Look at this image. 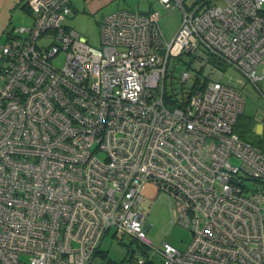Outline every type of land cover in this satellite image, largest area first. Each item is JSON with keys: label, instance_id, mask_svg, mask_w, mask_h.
Here are the masks:
<instances>
[{"label": "built area", "instance_id": "built-area-1", "mask_svg": "<svg viewBox=\"0 0 264 264\" xmlns=\"http://www.w3.org/2000/svg\"><path fill=\"white\" fill-rule=\"evenodd\" d=\"M187 1L154 0L181 11L169 41L158 10L107 14L100 49L64 25L69 0L27 1L0 45V264H91L110 230L151 247L147 184L192 235L162 264H264V191L244 184L264 182V116L258 144L233 132L245 101L217 66L264 79V0ZM198 53L208 74L167 103L170 61Z\"/></svg>", "mask_w": 264, "mask_h": 264}, {"label": "rangeland", "instance_id": "rangeland-1", "mask_svg": "<svg viewBox=\"0 0 264 264\" xmlns=\"http://www.w3.org/2000/svg\"><path fill=\"white\" fill-rule=\"evenodd\" d=\"M26 1L28 0H0V45L4 43L6 34L12 28L30 24V12L21 8L26 4ZM69 1L73 2L76 11L66 17L64 25L86 38L89 45L96 49L101 48L98 24L104 16L120 9L139 11L145 14L152 9L158 10L161 13L160 27L168 41L174 36L182 21V14L178 8L169 11L163 10L154 0H115L100 7L97 11H91L86 7L83 10L81 8L83 0ZM192 1L188 0L186 4L191 5ZM198 56L200 64L196 61ZM62 57V55L59 56L58 65L61 64ZM208 67L205 56L200 53L183 54L178 59H172L168 65L165 94L171 95L174 92L177 94L176 96H179L180 88L188 92L196 76H202L201 72L204 69V75L208 74ZM183 71H188L191 74V79L180 85L178 78ZM223 82L236 88L243 95L245 101L243 113L254 118L256 122L254 133H257L262 116H264V95L260 93L261 91L264 94V79L257 82L256 86L260 89L258 91L256 86L244 80L239 73L227 68L223 73ZM232 163L237 164L234 160ZM244 184L249 189L256 185L251 180H245ZM141 196L144 198L145 223L150 225L146 236L151 242V247L146 248L140 243L132 241L130 237L117 238L110 230L103 238L99 252L91 264H136V260L139 258L148 259L153 264H162L160 253L154 248L161 250L163 244L167 243L182 251L188 246L192 237L191 232L183 226L171 224L173 208L169 199L152 184H147L142 189Z\"/></svg>", "mask_w": 264, "mask_h": 264}, {"label": "trees", "instance_id": "trees-1", "mask_svg": "<svg viewBox=\"0 0 264 264\" xmlns=\"http://www.w3.org/2000/svg\"><path fill=\"white\" fill-rule=\"evenodd\" d=\"M23 7L29 11V9L27 7V3ZM210 61L213 64L214 63L216 64L214 58H211ZM217 66L223 71L226 69V65L221 63V62H218ZM0 67H1V62H0ZM197 79H198V77L196 76V78L194 79V83H197ZM175 97H176V94L174 92H172L171 95H166V102L169 104H172ZM255 124H256V122H255L253 117L245 115L243 113L242 115H240L237 118L236 123L233 127V132L236 133L242 141L249 143V144L256 145L259 143V139L254 135ZM255 184L258 187V189L264 191V182L255 181ZM98 252H99V250H97L96 254H98ZM96 254H95V256H96ZM95 256H94V258H95Z\"/></svg>", "mask_w": 264, "mask_h": 264}, {"label": "crops", "instance_id": "crops-1", "mask_svg": "<svg viewBox=\"0 0 264 264\" xmlns=\"http://www.w3.org/2000/svg\"><path fill=\"white\" fill-rule=\"evenodd\" d=\"M113 1H115V0H83L84 5L81 3L82 4L81 8L84 10V7H86L87 9H89L91 11H97L100 7H104ZM26 3H27V1H26ZM25 5L26 4L21 6V8H23L24 10H25V8L23 6H25ZM70 5H71V11L75 12L76 8H75L72 1L70 2ZM28 13H29V11H28ZM30 16H31V14H30ZM31 24H32V16H31V22L28 26H30ZM28 26H25V27H28ZM0 61H1V57H0Z\"/></svg>", "mask_w": 264, "mask_h": 264}]
</instances>
